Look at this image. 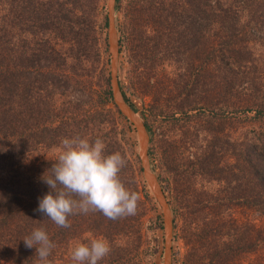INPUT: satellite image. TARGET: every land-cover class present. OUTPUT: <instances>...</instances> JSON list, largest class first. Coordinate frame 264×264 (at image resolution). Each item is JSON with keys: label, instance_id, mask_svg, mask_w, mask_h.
I'll list each match as a JSON object with an SVG mask.
<instances>
[{"label": "trees", "instance_id": "1", "mask_svg": "<svg viewBox=\"0 0 264 264\" xmlns=\"http://www.w3.org/2000/svg\"><path fill=\"white\" fill-rule=\"evenodd\" d=\"M98 11L99 0H0V264H37L36 248H26L23 238L38 227L55 245L51 264H73L71 243L95 238L106 239L111 249L97 264H144L139 244L153 196L139 177L141 167L118 140L115 126L126 117L111 91L80 69L86 56L90 71L101 60ZM119 11L126 17L120 24L115 15L117 31L120 25L123 30L119 46L134 37L138 64L150 65L149 26L157 30L162 48L182 50V103L176 104L184 117L191 110H199L196 116L207 111L204 127L201 118L185 129H203L217 138L210 140V152L203 149L198 168H188L182 157V176L176 173L187 249L180 261L172 246V264H264V0H127L124 5L116 0ZM138 83L151 97L150 109L164 112L168 105L160 87L146 79ZM144 123L150 134L151 125ZM123 126L134 130L129 120ZM76 136L93 143L99 138L105 155L125 157L119 175L139 195L135 215L109 219L101 211L76 213L65 228L36 211L51 191L42 178L52 174L58 157H41L38 150L62 147L64 138ZM225 145L232 159L228 165L220 163ZM198 177L218 187H200ZM235 207L252 217L237 222ZM178 237L173 234V240Z\"/></svg>", "mask_w": 264, "mask_h": 264}, {"label": "rangeland", "instance_id": "2", "mask_svg": "<svg viewBox=\"0 0 264 264\" xmlns=\"http://www.w3.org/2000/svg\"><path fill=\"white\" fill-rule=\"evenodd\" d=\"M127 0H123V5ZM107 2L108 0H99L98 22L100 24V49L101 60L97 64L95 71H90L91 59L89 56L83 58L80 65L81 72L87 77L92 74L94 80H98L103 88L110 90L112 93L110 82V66H111V52L108 41V23H107ZM119 16V23H126V17L119 11L115 15ZM84 15V13H83ZM123 34L120 25L117 31L119 35ZM148 35L151 40L148 43V56L150 59L149 68L142 64H138L136 50L133 40L130 43L121 42L119 46L117 76L118 83L126 102L129 101L131 108L135 113L144 121L151 125V133L148 134V150L149 160L154 175L159 179L162 190H165L170 200V209L172 217L177 213L175 218L176 227L173 228V234L177 233L179 237L172 241L173 257L182 261L186 252L187 245L184 238H182V203L178 204L176 200L175 191V177L176 173L182 176V157L187 163V167L198 168L202 160L204 148L207 153L210 152V143L217 141L216 135L210 134L203 129H194L189 127L185 129L186 125L194 124L198 119L202 120V125L206 124L205 118L207 111L202 114L193 115L199 110L189 111V115L184 117L182 107L178 106L176 102L182 103V50L177 48L164 49L159 44V34L154 26H149ZM170 36H175L174 33ZM164 37H168L167 34ZM122 39V37H121ZM147 71V72H146ZM146 72V73H145ZM148 80L152 84L160 87V92L166 98V110L164 112H157L150 109L149 102L151 97L144 93L142 88L139 87L140 80ZM177 105V107L175 105ZM114 109L116 107L111 103L109 104ZM122 116H124L121 113ZM202 118V119H201ZM129 119L124 118L122 122H118L115 126L117 131L118 140L125 146L126 151L131 155L134 165L141 167L140 149L141 144L134 127V130L128 129L123 126V123ZM130 121V120H129ZM205 123V124H204ZM212 123L217 127V119H212ZM183 125V126H182ZM208 125V124H207ZM109 129L111 125L106 123ZM213 126V127H214ZM217 129V128H216ZM105 137V136H103ZM133 141L132 145L129 143ZM211 140V142H210ZM226 151L222 162L228 165L232 159L228 154V147L225 145ZM213 158H217L215 147L213 146ZM61 147H43L38 150L37 154L44 158L54 157L59 154ZM220 158L218 159V161ZM176 169L178 172H176ZM225 172V171H224ZM139 177L145 181L152 196L153 207L149 209L143 224L142 240L139 244V258L144 264H164V219L165 215L151 188L149 187L146 178L143 174L142 168L139 172ZM198 185L205 186L206 188H216L218 184L209 183L204 179L198 177ZM176 207V208H175ZM177 209V211H176ZM232 215L236 217L237 222H244L252 217V212L242 207H235L231 209ZM179 214V215H178ZM151 220H149L150 218ZM149 218V219H148ZM260 223V219H256ZM79 244L77 241L71 243L70 249L73 250ZM176 264V261L174 262Z\"/></svg>", "mask_w": 264, "mask_h": 264}, {"label": "clouds", "instance_id": "3", "mask_svg": "<svg viewBox=\"0 0 264 264\" xmlns=\"http://www.w3.org/2000/svg\"><path fill=\"white\" fill-rule=\"evenodd\" d=\"M51 175L43 181L51 191L44 195L38 209L59 227H69L68 217L76 213L101 211L109 219L135 215L139 195L126 188L120 171L126 160L120 152L105 155L104 142H90L79 136L64 138ZM26 248H36L37 264H51L48 259L55 247L43 227L23 238ZM104 238L79 243L71 252L73 264H97L110 252Z\"/></svg>", "mask_w": 264, "mask_h": 264}, {"label": "water", "instance_id": "4", "mask_svg": "<svg viewBox=\"0 0 264 264\" xmlns=\"http://www.w3.org/2000/svg\"><path fill=\"white\" fill-rule=\"evenodd\" d=\"M115 4L116 0H108L107 2V25H108V41L111 52L110 66V82L112 88V96L118 110L128 118L134 125L141 144L139 152L141 160V168L146 181L155 195L157 201L161 205L164 219V264H172V241H173V217L168 200L157 177L154 175L148 154L149 136L144 121L135 113L131 106L124 100L117 76V64L119 54V39L117 35V27L115 20Z\"/></svg>", "mask_w": 264, "mask_h": 264}]
</instances>
